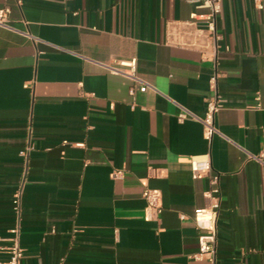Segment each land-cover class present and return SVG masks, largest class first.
I'll list each match as a JSON object with an SVG mask.
<instances>
[{
  "label": "crops",
  "instance_id": "crops-1",
  "mask_svg": "<svg viewBox=\"0 0 264 264\" xmlns=\"http://www.w3.org/2000/svg\"><path fill=\"white\" fill-rule=\"evenodd\" d=\"M199 3L0 0V234L19 226L22 264H211L194 259L210 184L190 161L203 156L220 176L216 264H264V167L249 158L264 146V11L222 0L208 140L197 119L215 64L172 44L173 24L208 14ZM133 59L152 86L134 96L104 67ZM146 188L162 194L157 216Z\"/></svg>",
  "mask_w": 264,
  "mask_h": 264
},
{
  "label": "built area",
  "instance_id": "built-area-1",
  "mask_svg": "<svg viewBox=\"0 0 264 264\" xmlns=\"http://www.w3.org/2000/svg\"><path fill=\"white\" fill-rule=\"evenodd\" d=\"M198 9H207L208 14L199 17L193 13L188 22L184 24L172 25V44L200 52L202 59L213 61L214 72L210 78V87L213 95L206 102V112L202 119H197L204 128L205 137L210 140L215 135L220 134L217 126V115L221 111L224 100L218 91V80L220 78L219 53L223 36L218 32V20L222 13V0H199ZM256 8L264 11V0H254ZM10 10H0V26L12 29L8 19ZM184 25V26H183ZM110 72L128 79L132 83L130 94L135 95L136 91L147 92L152 88L143 78L140 77L137 68V60H127L117 62V66H104ZM181 115V118H185ZM264 138V125L262 127ZM84 147V144H78ZM250 159L264 167V146L259 154H252ZM193 178H208L210 187L206 192V197L210 200L207 208L197 209L194 213V223L199 231L198 245L199 251L194 255L195 260L207 259L211 264L217 263V225L221 208V188L220 176L213 171L212 160L209 156L195 157L190 161ZM124 170L113 173V178L122 179ZM143 198L147 203V212L157 216L162 212V194L159 190L146 188ZM14 211L18 216L21 214L20 198L17 196L13 202ZM151 217H149L150 219ZM24 250L20 244V228L16 226L9 231L8 236L0 234V264H22Z\"/></svg>",
  "mask_w": 264,
  "mask_h": 264
}]
</instances>
